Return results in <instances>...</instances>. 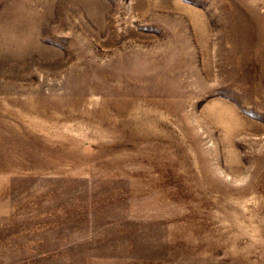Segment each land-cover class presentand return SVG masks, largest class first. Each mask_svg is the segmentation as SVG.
<instances>
[{
    "label": "rangeland",
    "instance_id": "1",
    "mask_svg": "<svg viewBox=\"0 0 264 264\" xmlns=\"http://www.w3.org/2000/svg\"><path fill=\"white\" fill-rule=\"evenodd\" d=\"M0 264H264V0H0Z\"/></svg>",
    "mask_w": 264,
    "mask_h": 264
}]
</instances>
